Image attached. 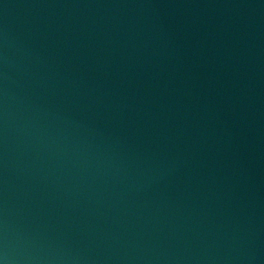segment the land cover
Instances as JSON below:
<instances>
[{"label":"water","instance_id":"obj_1","mask_svg":"<svg viewBox=\"0 0 264 264\" xmlns=\"http://www.w3.org/2000/svg\"><path fill=\"white\" fill-rule=\"evenodd\" d=\"M0 264H264V0H0Z\"/></svg>","mask_w":264,"mask_h":264}]
</instances>
